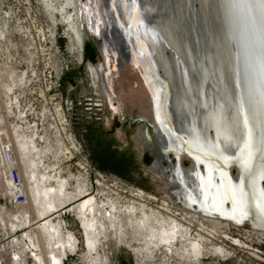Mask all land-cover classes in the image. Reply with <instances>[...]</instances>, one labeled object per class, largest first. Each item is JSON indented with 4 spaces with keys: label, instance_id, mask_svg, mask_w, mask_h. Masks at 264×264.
Masks as SVG:
<instances>
[{
    "label": "rangeland",
    "instance_id": "1",
    "mask_svg": "<svg viewBox=\"0 0 264 264\" xmlns=\"http://www.w3.org/2000/svg\"><path fill=\"white\" fill-rule=\"evenodd\" d=\"M63 3L67 1L51 0L59 9ZM62 16L43 0H0V264H45L44 257L49 264H264L263 231L189 208L180 202L185 190L154 164L155 155L145 149L143 125L135 122L152 117L151 95L140 68L125 65L108 84L101 82L99 60L93 52L90 61L85 59L82 31L80 37L70 32ZM33 142L37 148L30 153ZM7 148L25 178L22 203L14 200L7 182ZM181 161L186 167L191 164L186 158ZM34 176L42 179L40 185ZM103 180L108 185L100 186ZM81 185L92 189L104 210L90 227L96 242L92 252L85 251L86 230L71 210L79 202L73 203L70 197L77 196L70 195L79 194ZM48 186L61 192L52 197L56 207L47 214L59 234L46 225L40 235L38 226L45 217L39 212L47 207L37 196ZM120 186L142 190L151 198L148 202L166 205L178 217L181 210L196 214L193 237L199 231L208 236L203 254L191 248L189 255L185 243L161 248L147 244L150 238L139 232L140 218L129 215L125 204L117 205L119 213L106 204L110 197L102 192L110 195Z\"/></svg>",
    "mask_w": 264,
    "mask_h": 264
},
{
    "label": "water",
    "instance_id": "2",
    "mask_svg": "<svg viewBox=\"0 0 264 264\" xmlns=\"http://www.w3.org/2000/svg\"><path fill=\"white\" fill-rule=\"evenodd\" d=\"M146 1L150 4L149 6L145 4ZM184 1L102 0V10L109 9L111 17L104 29L94 18V21L92 20L93 30H89L91 33L93 31L94 36L90 37L89 35V37L94 39L101 54L98 71L101 77H115L120 70L125 68V65L142 70L144 84L154 100L155 122L153 124L143 118H139L135 122L150 123L152 132L150 150L156 157L154 164L158 161L165 173L179 185V190H185L186 194L180 195L181 203L184 202L189 208L199 210L205 215L226 219L237 225L248 224L253 229L264 231V215L260 208L252 204L251 200L253 195L257 197L258 193L264 190L262 183L264 153L260 151L261 135L264 134V107L260 105L258 97L254 104L245 106V112L249 117V127L252 129L257 148L251 168L249 170L243 168L240 158H229L226 162H222L210 153L206 154L201 149L189 146L185 140L181 131L187 130L190 125L194 127L191 121L184 120L183 115L185 114H181L178 109L185 102L181 91L182 87L186 86H182V83L178 81V75L171 77L167 69L174 51L178 56L175 63L177 62L178 67L180 65V73L192 72L191 76L200 78L196 72L199 67H196L192 61V54L197 51L196 45L199 44L196 38L199 35L200 40L204 39L206 27L214 29L213 34L217 41L222 38L228 39V45L219 47V42L216 41L212 43V46H218L222 55L229 58L226 78L221 81L226 90H224L225 107L227 110L235 111L237 116L240 99L247 97L249 86L258 85V59L254 61L255 73L246 72L243 59L237 60V56L241 53L243 19L241 14L230 6L229 0L210 1L209 12L204 15V19L199 21L201 26L197 32L196 20H185L186 10L182 8ZM191 1L190 12L195 13L198 4L195 0ZM155 5L161 11L152 9V6ZM171 6L174 11H170L172 10ZM160 14L162 15L161 19L159 18ZM156 20H161L160 22L163 24L161 30L155 29L153 23ZM173 22L174 28L170 26ZM111 28L115 31L112 32ZM169 31L172 32V35ZM84 32L85 37H88L87 27H84ZM168 32L169 37L166 35ZM157 39L162 43L161 49L157 47ZM191 43L195 44V48L191 47ZM258 47L257 43L254 46V54L257 58ZM179 51L182 53V58L188 59V66L184 59L181 60ZM175 54L174 56H176ZM182 62L184 63L182 64ZM236 77L241 80V85L234 88L230 82L232 84L231 80ZM207 79L211 80V78ZM200 82L204 86L203 84L207 82L206 76L200 78ZM193 87L195 88L196 85ZM218 103L220 104V102ZM233 123L228 125L227 131L236 133V136L243 133V126L238 122V117ZM233 143L234 148H231L233 146L230 144L228 148L231 150L237 148L241 157L243 143H239L241 145L235 141ZM182 158L190 160L191 164L187 167L184 166ZM234 170L235 172H233ZM250 182L255 184L254 190L250 187ZM239 183L241 188L238 189H242L244 193L242 204L234 202L231 196V190L234 186L239 187ZM239 199L238 196L237 201Z\"/></svg>",
    "mask_w": 264,
    "mask_h": 264
},
{
    "label": "bare ground",
    "instance_id": "3",
    "mask_svg": "<svg viewBox=\"0 0 264 264\" xmlns=\"http://www.w3.org/2000/svg\"><path fill=\"white\" fill-rule=\"evenodd\" d=\"M66 1L67 3L61 4L60 9L59 7L52 6L51 0H43V3L46 4L48 7H50L53 11L63 15L62 17L64 18L65 26H67L68 30L72 32L73 34H76L77 36L80 37L81 30L79 27V18H78L77 11H79L80 13L87 14V21H88L87 25L90 27L91 30H93L92 29L93 27L90 26L92 22V18L90 14H88L89 13L88 11H90V7H91L89 2L91 0H86L84 4H82L83 3L82 0H78L79 5H78L77 0H66ZM92 1H93V4L97 2L98 6L99 5L101 6L102 0H92ZM195 1L198 4L195 13L190 12L191 2H192L191 0H185L184 3L182 4V8L186 10L185 20H189V21L196 20V23L198 24V26H196V32H197V30L201 26L199 21L204 19V15L207 12H209L208 7H209L210 1L213 2L214 0H195ZM145 4L147 6L150 5L147 1L145 2ZM70 6L74 8V12L70 10ZM158 8L159 7H157L156 5L152 6V9L154 10H157ZM170 11H174L173 7H172V10ZM93 13H95L96 15L97 22H99V24H101V27H103L104 29L107 25V21L111 17V14H110L111 11L109 9H106V10L104 9L102 10L100 14L99 9H95ZM223 15L225 14L223 13ZM161 16L162 15L160 14L159 16L160 19H161ZM156 19H157V15H156ZM205 19L207 20V18ZM160 21L159 20L154 21L153 25L155 26V29L158 28L161 30V28L163 27V24ZM170 26L174 28V22L171 23ZM111 29L113 32L114 29L113 28ZM169 32L168 34H166L168 37H169ZM213 32H214V29L206 27L205 32H204L205 37L203 40H200L199 35H197L198 38H196V40L199 41V44H197L196 46L198 48H197V51L193 52L194 54H192L193 64L196 65V67H199V69H197L196 71L197 74L200 76L201 79L204 76H206L207 82L206 84H203L204 86L201 85L200 78L197 79L191 76L192 72L185 71L184 74L187 72L186 75L180 73L179 71L180 65L178 67V65H176L177 62L175 63V61L177 60L176 57L178 56L177 54L174 53V51L172 53L173 58L170 61V65L168 64L167 69L169 73L171 74V77H175L176 75H178L177 76L178 81L182 83V86L184 85L186 86V87H182L183 89L181 91V94L183 96L182 98L184 99L185 102L183 101L184 102L183 105L181 106V108H178V109L180 110L181 114L182 113L185 114L183 115L184 120H187L188 122L191 121L194 127L190 125L189 128L185 130L186 132L181 131L182 134L184 135L185 140H187V142L189 143V146L201 149L206 154L210 153L216 158H219V160H221L222 162H226L229 158H232V159L240 158L239 156L240 151L237 148L234 150H231L228 148V145L230 144V146H233L231 148H234L235 146L233 143L234 141L238 144L241 142L243 143V141L239 139V137H241L243 133L236 136V133L235 134L229 133L227 131L228 125L230 123L235 122V120L237 119L236 112L233 111L232 109L227 110L225 107L226 101L224 97H225L226 90L223 87V82L221 81V79L226 78L225 77L226 71H227V68L230 62H229L228 57L222 55V52H220L219 47L225 46L226 44L228 45V41H227L228 39L222 38L221 40L217 41V38H215ZM170 33L172 35V32ZM216 41L219 42L218 43L219 47L215 45L212 46L213 45L212 43ZM160 43H161L160 40L157 39V47L159 49H161V45H162V43L161 44ZM193 43H191L190 45L191 47L195 48L194 46L195 44L192 45ZM184 51L186 50L184 49ZM184 53L187 54V52H184ZM174 54L176 56H174ZM181 54L182 53H180V55ZM180 57L182 61L184 59L185 64L188 66L187 64L188 59L185 60V58H182V55ZM184 62H182V64ZM140 71L142 75V70L140 69ZM99 77H100L101 82H105L107 84L109 83V80L111 78L108 76L101 77V74ZM207 78H211V80ZM231 81H233V83L231 84L230 82V85L233 86L234 88H236L237 85L239 86L241 85V80L239 79V77L233 78ZM194 85H196L195 88L193 87ZM185 94L186 96H184ZM151 101H152V105H150V111H151L152 117L149 118L148 120L154 124L155 119L153 115L154 113L153 112V105H154L153 98ZM218 102H220V104ZM144 120L146 121V119ZM142 124L144 128V129L142 128V134L148 141L147 147L145 148L147 150L148 148H150V145H151V142L149 140L151 138V133H152L151 125H149L150 123L149 124L142 123ZM233 124L234 126H236L235 123ZM36 148L37 146L33 142L32 147L29 146V152L33 153V151ZM16 161L19 164V160H16ZM31 166L36 167L35 162L32 161ZM32 172L35 173L34 169ZM33 178H34L33 182H37L40 185V183L42 182V179L36 178L35 176L32 177V179ZM24 180L25 178L21 177L22 184L24 183ZM262 180H263L262 183L264 184V177L262 178ZM7 182L8 183L10 182L9 175L7 176ZM103 182L104 184L100 182L101 183L100 186L108 185V183L105 182L104 180ZM250 187H252V189L254 190L255 184L253 182H250ZM238 188H241L240 183H239V187L237 186L233 187V190H236L237 192V197L239 196V193L242 190ZM26 189L27 191H30L28 187ZM79 190H80L79 194H76V191H75L74 195H70V196L76 195L77 199H73L69 196L70 200H72V202L74 201L73 203L79 202L77 205H74L73 209L71 210L75 211L78 217L82 219L84 229L86 230V233L88 236L87 237L88 248H86L84 245V249L85 251L89 250L92 252L94 247L96 249V242L95 240L91 239L90 231L95 226L94 222L95 220H97L98 214H100L101 210L102 211L104 210H103V207L98 205L99 202H98L97 197H92V193H90L92 189H90L87 185H81L79 186ZM59 193L61 192H58V190L54 189V187L52 186L44 187L39 191L37 198L39 199V201H41V204H44L47 207V211L39 212L40 218L45 217V219H43L44 223L38 226L40 235L42 234L40 229H43V227H46V225H49V228H52L54 230V234H59V230H56L57 227L54 226L52 223H50L49 217L47 216L49 210H53L54 207H56V204L51 203L52 197L54 198L55 196H58ZM102 193L104 195L107 194L106 197H110L109 199H107L108 202H106V204L112 206V209L114 210L113 212L119 213L120 210L117 205H120L121 207H123V204H125L128 209L129 215L135 218H140V221H142V226L141 225L138 226L139 232H142L140 234H143L144 232H146V236L150 238L148 239L147 244L156 245L157 247L161 248L164 245L172 244L175 242H179V243H176L170 246L171 247L175 245L178 246L181 243H185L184 246L188 254L190 253V251H192V249L194 250V253L203 254V248L205 247V244L208 241L207 239L208 236L204 232L199 231L198 238L193 237L194 233L192 234V231L194 229V223L198 222L199 220L196 214L187 213V212L185 213V211L181 210L180 212L182 213V217H178L179 214L173 213L170 210V208H168V206L166 205H163L161 207L154 206L153 204L148 202L147 200L151 198L145 192L139 189L120 186V187L114 188L113 193H111L110 195H108V193H105L104 191ZM64 194H65V191H64ZM27 197H29V195L26 194L25 202L28 205H30L31 199L29 198L27 199ZM65 200L66 198H63L62 202L64 203ZM82 200L84 201L82 202ZM251 200L253 201L252 204H254L255 207H258L259 200L257 199L255 195H253V198ZM60 202L61 201H59V203ZM208 216H212V215H208ZM28 219H29V222H31L30 217H28ZM211 222L214 225H218L220 223V221L218 220H212ZM226 226H227V223H225L224 227L226 228ZM96 229L100 231L99 226H98V221H97ZM59 241L61 243L60 249L64 248L63 242L61 240ZM170 246L168 247L169 249L171 248ZM217 247L221 250L224 249L222 248V246H217ZM36 257L39 260H41L42 256L36 255ZM59 258L60 257L54 256L52 259L54 262H60ZM13 261L14 259H12V262ZM47 261L48 262H46L45 257H44L43 262L45 264L47 263L49 264V259Z\"/></svg>",
    "mask_w": 264,
    "mask_h": 264
},
{
    "label": "snow or ice",
    "instance_id": "4",
    "mask_svg": "<svg viewBox=\"0 0 264 264\" xmlns=\"http://www.w3.org/2000/svg\"><path fill=\"white\" fill-rule=\"evenodd\" d=\"M135 2V0H133ZM230 6L236 9L242 16L243 24L241 30V53L237 60L243 59L246 72H256L254 61L258 59V85L249 86L247 97L241 98L237 106L238 122L243 126V134L239 139L243 141L241 149L242 166L249 170L256 148L252 129L249 127V117L245 112V106L252 105L258 97L259 103L264 107V0H229ZM258 43V58L254 54V46ZM261 153H264V134L261 135ZM264 176V173H262ZM211 183V181H209ZM234 202L243 203L244 193H239L237 201L236 190H231ZM258 207L264 213V190L258 193Z\"/></svg>",
    "mask_w": 264,
    "mask_h": 264
},
{
    "label": "flooded vegetation",
    "instance_id": "5",
    "mask_svg": "<svg viewBox=\"0 0 264 264\" xmlns=\"http://www.w3.org/2000/svg\"><path fill=\"white\" fill-rule=\"evenodd\" d=\"M77 2H78V0H77ZM82 2H83L82 4H84L86 2V0H82ZM89 3H90V6L91 7H90V11H88L89 12L88 14H90V16H91V18L93 20L94 18H96L95 13H93L95 11V9H99V13L101 14L102 8H101L100 5L98 6L97 2L95 4H93V1L92 0ZM78 5H79V2H78ZM77 13H78V18H79V25H80L81 31L83 33V37L85 38L84 39V43H83L84 45L82 47L83 48L82 50H85V52L88 50L89 53L90 52H93V56L95 57L94 59L95 60L98 59L99 60V64H100V55L101 54H100L99 48L95 44L96 42L94 41V39L93 38H90L91 36H93V31H92V33L89 32V30H91V29L87 25V22H88L87 21V14L86 13H80L79 11H77ZM93 21L91 22V25H90L92 27H93ZM84 27H87V29H88V32H87L88 37L87 36L85 37ZM89 35H90V37H89ZM90 57H91V55H90ZM90 57H87V55H85V59L88 60V61H90ZM99 64L97 65V70H98ZM110 67H112V66H110ZM111 72L113 73V70ZM99 76H100V74H99ZM112 78H114V77H112ZM151 100H152V98H151ZM151 105H152V102H151ZM148 136H149V134H148Z\"/></svg>",
    "mask_w": 264,
    "mask_h": 264
},
{
    "label": "built area",
    "instance_id": "6",
    "mask_svg": "<svg viewBox=\"0 0 264 264\" xmlns=\"http://www.w3.org/2000/svg\"><path fill=\"white\" fill-rule=\"evenodd\" d=\"M5 162L4 164L7 165L9 168V178L11 185L14 190V200L18 203L24 202V196L21 195V190L23 188V184L21 181L20 171L18 167V163L15 159L14 152L12 149L7 148L5 151Z\"/></svg>",
    "mask_w": 264,
    "mask_h": 264
},
{
    "label": "trees",
    "instance_id": "7",
    "mask_svg": "<svg viewBox=\"0 0 264 264\" xmlns=\"http://www.w3.org/2000/svg\"><path fill=\"white\" fill-rule=\"evenodd\" d=\"M85 55H87V57H90V53L88 52V50L86 51Z\"/></svg>",
    "mask_w": 264,
    "mask_h": 264
}]
</instances>
